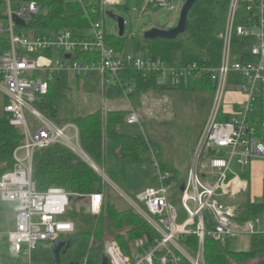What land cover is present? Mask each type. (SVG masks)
I'll return each mask as SVG.
<instances>
[{
	"label": "built area",
	"instance_id": "built-area-1",
	"mask_svg": "<svg viewBox=\"0 0 264 264\" xmlns=\"http://www.w3.org/2000/svg\"><path fill=\"white\" fill-rule=\"evenodd\" d=\"M69 1L80 4L87 13L100 16L90 23L86 38H76L68 29L48 35L29 28V23L43 10L36 2L5 0L2 1L5 11L0 9V36L9 41L8 51L0 57V91L7 100L4 110L10 125L24 135V142L13 154V169L0 177V201L10 204L14 210L13 228L6 233L0 232V240H8L10 253L15 257L23 255L27 264H33L32 254L40 243L53 248L57 239L73 234L76 229L74 222L62 218L68 211L72 194L56 186L45 192L37 190L33 180L34 153L61 143L92 167L94 165L80 146L77 127L56 124L36 107L37 98L48 93L50 82L60 74L68 75L72 88L78 79L93 73L102 78L104 97L106 81L133 68L145 74H157L163 83L173 85L188 84L190 78L197 79L206 72L215 91L211 112L183 184L184 191H178L187 217L180 221L171 201V195L175 193L173 186L165 184L166 176L161 171L157 187L146 189L136 199L122 192L128 205L156 230L159 237L152 244L136 240L132 255L124 254L115 241L107 240L104 254L109 258V264H156L157 261L161 264H183L185 261L205 264L207 223L213 226L211 233L216 240L225 241L244 232L254 234V223L259 219L244 227L238 225L234 222L238 207L229 201L246 188L235 167L249 169L264 160V138H260L250 125L253 105L264 94V0L230 1L225 31L221 35V63L213 69H200L196 63L169 65L141 54L120 53L109 46L103 20L106 8L126 7L130 0ZM138 1H144L140 5L143 12L148 11L150 5L181 12L186 0H181L178 7L172 0ZM16 18L25 26L19 25ZM235 37L249 39L251 45L235 47ZM87 52L97 54L98 60L78 57ZM125 87V98L129 101L133 87L128 83ZM227 93L242 94L244 100L227 102ZM103 110L106 111V107ZM221 115L230 118L220 121ZM127 124L141 125L140 116L134 110L127 118ZM68 130L73 131L72 135L67 134ZM96 171L109 185L116 186L103 172ZM229 175L234 178L229 180ZM234 183H238V189L234 188ZM104 200L103 193L89 196L93 215L101 214ZM193 233L199 238L196 256L181 244V238ZM82 264H88V261L84 260Z\"/></svg>",
	"mask_w": 264,
	"mask_h": 264
},
{
	"label": "trees",
	"instance_id": "trees-1",
	"mask_svg": "<svg viewBox=\"0 0 264 264\" xmlns=\"http://www.w3.org/2000/svg\"><path fill=\"white\" fill-rule=\"evenodd\" d=\"M36 2L42 7V12L29 23V28L43 34H53L62 29L70 30L76 38H86L90 23L100 16L88 13L80 4L69 0H27ZM231 0H199L190 10L186 32L174 40L158 38L146 39L144 36L134 40V52L145 57L160 59L171 65L197 64L200 69L217 68L221 63L223 39ZM3 4L2 0L0 1ZM140 1L139 5H143ZM154 8L153 5L147 9ZM133 40V38H132ZM129 41L125 35H107V43L117 52L124 53ZM251 40L235 37V47L251 45ZM9 49L8 38L0 36V57ZM78 57L86 60H98L95 53H80ZM113 78L111 86H106L104 96L110 102L125 98V84H131L133 92L128 99L137 104L144 94L153 93L166 95L172 93H213L215 87L203 73L199 78H190L189 83L173 85L163 83L157 74H145L136 69L126 70ZM101 77L93 73L86 79L85 86L90 91L99 88ZM109 79V78H107ZM68 75L60 74L50 82L46 95L37 98L36 107L56 124L61 101L68 97L70 90ZM262 107L263 101L258 100L250 114V125L254 127L260 138H264L263 114L257 105ZM132 110L104 111L100 109L85 117H77L71 121L79 131V143L83 151L116 186L126 183L128 171L135 166L156 164L166 176L165 184L173 186V191H180L186 179L179 177L177 170L163 163L161 153L156 143L145 133L128 131L127 118ZM221 115L220 121H227ZM200 134L198 135V142ZM24 142V135L18 128L10 125L7 116L0 119V177L14 167V151ZM197 145V144H196ZM257 167L249 169L238 168L240 178L246 182L243 190L246 203L238 213L234 222L244 227L264 215L263 201L253 192L252 173ZM234 175H229V180ZM33 180L37 190L45 192L51 187L65 188L71 196L67 213L62 217L75 223V232L63 240L66 247L60 254L61 264H101L105 253L107 239L115 241L123 253L132 255L134 243L142 239L152 244L159 237L154 228L141 217L132 207L127 205L119 209L114 202L113 189L89 163L79 157L67 146L58 143L39 149L33 158ZM157 183V177L153 179ZM264 183V181H263ZM264 192V188H263ZM95 193L104 194V204L99 216L91 213L89 196ZM123 200V199H122ZM14 225V210L10 204L0 201V232H7ZM213 226L207 223L204 240L205 264H260L264 262V233L252 235L250 248L246 251H229L223 245L224 241L216 240L211 231ZM181 244L193 256L199 250V238L191 234L181 238ZM33 264H54L52 249L37 248L32 254ZM0 264H27L22 255L15 257L10 253L7 239L0 240ZM156 264H161L156 262ZM183 264H190L185 261Z\"/></svg>",
	"mask_w": 264,
	"mask_h": 264
},
{
	"label": "rangeland",
	"instance_id": "rangeland-1",
	"mask_svg": "<svg viewBox=\"0 0 264 264\" xmlns=\"http://www.w3.org/2000/svg\"><path fill=\"white\" fill-rule=\"evenodd\" d=\"M1 1V0H0ZM3 2L5 0H2ZM173 5L178 7L181 0H172ZM1 11H5V4H1ZM106 11H112L115 16L125 20V36L129 37V41L125 52L127 54L134 52V40L141 38L144 34L152 29L169 30L178 25L180 12L165 10L163 8H149L143 12L138 0H130L125 7H107ZM106 24L108 35H119V25L116 20L107 14L103 17ZM133 38V40H132ZM88 79L80 78L74 87L70 88L68 97L61 101L59 106L58 120L64 126L65 122H71L69 117H84V106L90 103L99 104L101 109L109 108L116 109L117 107L124 110H134L138 113L141 120V125H133L127 128L128 131L139 132L146 134L157 144L161 153L163 163L174 167L177 170L179 177L186 179L192 162L194 145L206 124L211 112L213 96L211 93H172L166 95H156L152 92L144 94L140 97L138 104L135 101H128L126 98L110 102L103 97L102 80L98 89L90 91L85 86V81ZM113 83V79L106 81V86L109 87ZM243 101V95L236 96ZM233 99V95L227 93L226 100L229 102ZM262 107L257 105V109L263 114L264 124V94ZM7 100L4 94L0 91V119L5 115V106ZM256 105H253L255 109ZM107 111V110H106ZM264 130V127H263ZM73 131L68 130L67 134L72 135ZM196 148V147H195ZM195 151V149H194ZM23 152H20L22 155ZM264 163V162H263ZM236 171H239L235 167ZM159 164H147L132 167L127 174L126 183L117 189L112 186L114 202L119 209H124L129 203L123 198L124 192L128 197L136 199V196L146 189L157 187V183L153 179L159 175ZM264 195V192H262ZM252 194H254L252 192ZM263 197V196H262ZM262 197H258V201H263ZM123 199V200H122ZM171 201L176 207L180 221H183L187 214L182 207L181 193L175 192L171 195ZM234 203V204H233ZM246 203V195L241 194L236 201L231 204L238 206V213L243 210ZM264 220V215L262 216ZM259 227H257V230ZM66 236H62L64 239ZM107 240H110L109 238ZM225 245V243H223ZM39 248L46 249L44 244L40 243ZM52 249V247L50 248Z\"/></svg>",
	"mask_w": 264,
	"mask_h": 264
},
{
	"label": "crops",
	"instance_id": "crops-1",
	"mask_svg": "<svg viewBox=\"0 0 264 264\" xmlns=\"http://www.w3.org/2000/svg\"><path fill=\"white\" fill-rule=\"evenodd\" d=\"M77 83V82H76ZM231 95H233V99L231 101H239V99L236 97L237 95H242V94H238V93H230ZM244 100V99H243ZM241 101V100H240ZM131 104V103H130ZM100 105H94L93 103H90L88 106H84L82 108L83 111H85L86 116L95 113L96 111L100 110ZM107 111L109 110V108H106ZM120 108H116L113 110H119ZM124 110V109H121ZM128 110V109H127ZM85 117V116H84ZM69 120H74V117H69ZM72 125L71 122H65L64 126H69ZM128 128H130V126H128ZM195 143V147H196ZM194 147V149H195ZM193 149V152H194ZM264 160H262L258 165H256L255 167H257L253 173H252V178L253 180V193L254 195H256L257 197H262L263 195V188H264ZM244 186H246V182L243 181ZM234 188L238 189L239 185L238 183H234ZM244 194V192L242 191L241 193H239L238 195H236L235 197H232L229 201V203L231 204L233 201H236L237 198L241 195ZM263 198V197H262ZM258 199V198H257ZM234 204V203H233ZM237 205V204H236ZM238 207V206H237ZM258 222L254 223V234L255 233H264V220L262 219V216L260 218H258ZM257 227H259V229L257 230ZM251 233L248 232H244L241 235L237 236V237H229L227 238L224 243H225V248L229 251H235V252H240V251H246L250 248V242H251V238H252Z\"/></svg>",
	"mask_w": 264,
	"mask_h": 264
},
{
	"label": "water",
	"instance_id": "water-1",
	"mask_svg": "<svg viewBox=\"0 0 264 264\" xmlns=\"http://www.w3.org/2000/svg\"><path fill=\"white\" fill-rule=\"evenodd\" d=\"M199 0H186L182 10L180 12V17H179V22L178 25L174 28H171L169 30L165 29H158V28H152L148 30L145 34L144 37L146 39H158V38H164V39H169V40H174L176 39L179 35H182L186 32V27H187V21H188V16L191 8L198 2ZM107 15L112 17L114 20L118 22L119 25V37H123L125 35V20L121 17L115 16L112 11H108ZM16 22L21 25L25 26V23L18 18L15 19ZM93 168L97 170L98 168L96 165H93ZM181 191H184V185L181 187ZM66 247V242L62 239H57L54 242V246L52 248V258L54 261V264H61V259H60V254L63 248ZM101 264H109V258L103 254L102 255V263ZM264 264V262L260 263Z\"/></svg>",
	"mask_w": 264,
	"mask_h": 264
}]
</instances>
